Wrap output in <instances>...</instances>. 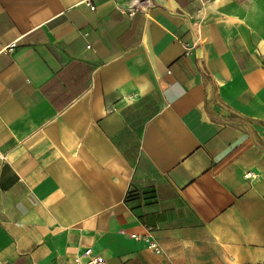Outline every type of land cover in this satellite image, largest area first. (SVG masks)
Masks as SVG:
<instances>
[{"label": "crops", "instance_id": "1", "mask_svg": "<svg viewBox=\"0 0 264 264\" xmlns=\"http://www.w3.org/2000/svg\"><path fill=\"white\" fill-rule=\"evenodd\" d=\"M90 2L0 0V264H264V0Z\"/></svg>", "mask_w": 264, "mask_h": 264}, {"label": "built area", "instance_id": "2", "mask_svg": "<svg viewBox=\"0 0 264 264\" xmlns=\"http://www.w3.org/2000/svg\"><path fill=\"white\" fill-rule=\"evenodd\" d=\"M202 4H204L203 2L205 0H200ZM84 4L89 6L90 8H94V6L92 5V3L90 2V0H84ZM137 8H132L130 10V13L132 11H134ZM194 45H187L186 46V51L189 49H192ZM246 176H250V173H247ZM133 237H135V235H132ZM149 246L150 248L154 249L155 251H158V247L156 245V243L154 241H149ZM7 264H11V263H7ZM74 264H106L105 260L98 254H95L91 248H86L82 254V256L76 258L74 260Z\"/></svg>", "mask_w": 264, "mask_h": 264}]
</instances>
